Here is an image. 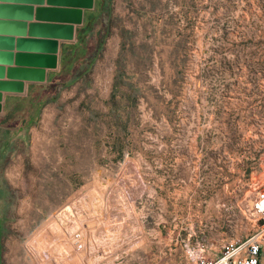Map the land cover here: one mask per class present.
Masks as SVG:
<instances>
[{"label": "rangeland", "instance_id": "rangeland-1", "mask_svg": "<svg viewBox=\"0 0 264 264\" xmlns=\"http://www.w3.org/2000/svg\"><path fill=\"white\" fill-rule=\"evenodd\" d=\"M91 27L0 113V264H193L260 231L264 0H106Z\"/></svg>", "mask_w": 264, "mask_h": 264}, {"label": "water", "instance_id": "water-1", "mask_svg": "<svg viewBox=\"0 0 264 264\" xmlns=\"http://www.w3.org/2000/svg\"><path fill=\"white\" fill-rule=\"evenodd\" d=\"M39 6L37 8L29 4H14L13 0H0V29L4 26H18L21 30L22 38L17 40L19 49H29L30 47H42V45H50L51 54H40L35 52H13L15 39L10 36L0 35V44L7 46L9 51L2 55L4 59L11 65L13 59L17 61V65L22 67H9L7 69L9 80H3L5 77V68L0 66V113L3 111V91L24 93V80H46V68H58L59 61V40L63 39L66 42L75 40V25H82L84 22V11L95 8L96 0H47L48 7H43L45 0H35ZM23 12L27 19L32 20L33 13L40 19L50 18V22L30 23V34L25 32L26 22L6 20V13L12 11ZM25 19V20H27ZM44 31H52L57 35H62L54 39L33 38L37 33ZM36 33V34H35ZM29 36V37H27ZM1 54V53H0ZM30 63H34L29 65Z\"/></svg>", "mask_w": 264, "mask_h": 264}, {"label": "crops", "instance_id": "crops-1", "mask_svg": "<svg viewBox=\"0 0 264 264\" xmlns=\"http://www.w3.org/2000/svg\"><path fill=\"white\" fill-rule=\"evenodd\" d=\"M14 4H29L32 5L33 7L37 8L39 5L37 3H35V0H13ZM106 0H96V5L95 8L92 10H85L84 11V22L82 25H75V40L72 42H66L63 39H57L59 40V51H58V55H59V61H58V68L56 69H52V68H46V80L45 81H30V80H24L25 81V92L24 93H15V92H6L3 91V111L1 113H6L10 107H11V101L15 98V97H19V98H27V97H31L33 96L38 89H45L50 87V85H53L59 78H61V75L63 74L64 70H66L67 68V64H68V59L69 56L71 54V49L76 47L77 45L80 44H84L86 43V40L90 35V29L92 28L91 26L93 25V16H95V14L97 13L98 10H102L104 8V4H105ZM43 7H48L50 5H48V1L45 0L44 5H41ZM4 17H7L6 20H12V21H24L26 22V28H25V32L29 35L30 34V23H38V22H50L52 23L53 19L50 18H45V19H40L36 13H33V19L29 20L27 19V17L24 15L23 12L20 11H12L10 13H6L5 15H3ZM27 19V20H25ZM21 29L18 26H4L1 27L0 29V35L2 36H10L13 37L15 39L14 42V51L13 52H19L18 50H20V52H35V53H40V54H51L50 52V45L49 44H45L42 45V47H35L32 48L30 47L29 49H19L20 47H18V42L17 40L19 38H22L21 36ZM36 34V33H35ZM35 37L33 38H40V39H54L53 37H60L62 35H57L56 33H53L52 31H44L42 33H37L36 35H34ZM29 37V36H27ZM6 51H9L7 46L4 44H0V66H3L5 68L4 70V74L5 77L3 80H9V75H8V71L7 69L9 67H22L20 65H17V61L14 58L11 65L9 63H7V61L4 59V56L2 55L3 53H5ZM34 63H30L29 65H32Z\"/></svg>", "mask_w": 264, "mask_h": 264}, {"label": "built area", "instance_id": "built-area-1", "mask_svg": "<svg viewBox=\"0 0 264 264\" xmlns=\"http://www.w3.org/2000/svg\"><path fill=\"white\" fill-rule=\"evenodd\" d=\"M255 208L259 219L264 220V190L259 192ZM261 226V230L257 228L255 234L247 240L242 242L238 239L226 245L227 249L216 257L196 254L193 264H264V223Z\"/></svg>", "mask_w": 264, "mask_h": 264}, {"label": "bare ground", "instance_id": "bare-ground-1", "mask_svg": "<svg viewBox=\"0 0 264 264\" xmlns=\"http://www.w3.org/2000/svg\"><path fill=\"white\" fill-rule=\"evenodd\" d=\"M97 189V188H96ZM95 193V192H94Z\"/></svg>", "mask_w": 264, "mask_h": 264}]
</instances>
